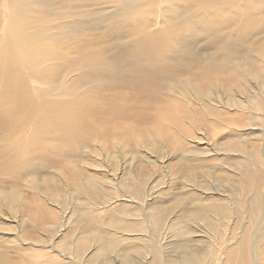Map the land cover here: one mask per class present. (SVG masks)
Wrapping results in <instances>:
<instances>
[{
    "label": "bare ground",
    "instance_id": "bare-ground-1",
    "mask_svg": "<svg viewBox=\"0 0 264 264\" xmlns=\"http://www.w3.org/2000/svg\"><path fill=\"white\" fill-rule=\"evenodd\" d=\"M122 1L137 10L136 20L146 22L156 19V24L160 20L154 40L142 34L128 47V64L136 69L132 77L139 76L135 81L143 82L142 86L145 87L139 88V93L131 97H123L110 87L101 90L96 86L99 84L81 94L83 86L69 72L62 88L56 89L54 86L55 76L60 71H66L56 63L59 49L62 52L67 47L62 39H68L76 30H81L82 11L87 9L81 11L79 7L75 8L74 21L62 35L56 22H64V18L53 19L51 14L64 16L67 11L48 6L49 0H0V177L5 179L6 184L11 183L12 179L18 181L12 184L15 189L9 190L6 185L3 186L5 182L0 181V243H3L0 245V264H20V258H44L30 251L19 253L16 247L26 244L42 247L47 241H54L55 251H52L57 255L46 256L40 264H258L261 254L255 248L264 242V233H256V228L264 223V157L255 143L262 140L261 134L258 133L253 140L257 142H250L253 146L247 149L251 150L245 148L246 142L239 140L235 141L236 144L226 143L229 146L227 152L233 158L222 159L224 161L213 158L208 163L200 162L204 160L199 156L201 154L186 150L185 143L189 136L185 134L191 132L189 129L198 130L197 126L206 133L203 128L205 123L207 129L213 127L211 130L226 127L224 117L232 110L253 113L254 118L242 120L250 126H255L254 123L259 120L255 121L256 117L262 119L261 123L258 121V126L264 125V37L261 40L250 37L264 22V0ZM40 4L46 5L45 13L37 10ZM149 7L152 8L147 11ZM4 21L5 25L1 26ZM232 21L237 22L236 30L231 29L228 36L234 32L237 38L231 40L228 37L226 41L225 37L223 42L216 43L219 36L215 34L229 27ZM59 25L66 28L68 24ZM117 25L126 31L130 27L129 23ZM108 26H113V22ZM197 42L204 43L202 49H198L201 43ZM211 44H215L217 49L215 45L210 47ZM119 45L125 51L123 42ZM76 49L79 47L76 46ZM80 49L83 54L79 56V62L88 74L117 70L116 61L103 58L98 51L100 49ZM20 63L25 65L32 90L27 89L15 73ZM167 65L181 72L170 75V79L163 82V87L152 85L154 89L147 88L150 87L147 80L153 79L154 72L166 71ZM40 86L43 91H40ZM166 102H173V107H168ZM220 109L228 111L222 113ZM199 112L203 113V120L199 119ZM152 118L154 122L151 127L156 123V136L152 131L145 138L136 137V140L128 143V123L143 125ZM155 118L158 119L155 121ZM227 121H231L229 116ZM227 124L229 126V122ZM172 129L178 135V141L177 137H174L175 141L167 139ZM123 135L124 138L121 137ZM93 137L101 140L97 141V151L88 149ZM107 138L116 140V149L115 146L112 151L106 149ZM164 146H169L167 148L171 153H181L175 167L191 169L193 173H208V176L215 172L224 180L222 182H228L230 185L227 186H231L229 194L234 193L238 199V208H235L237 205L232 206L227 195L213 194L217 197H210L211 193L207 197L204 191H213L212 187H207L210 182L202 179L195 181L193 178L196 174L191 178L187 173L190 178L183 177V180L186 187L192 189L188 191L193 193L199 183L200 187H205L204 191L198 192L199 196L189 197V192L187 197L175 195L172 204L160 202L159 208L154 209L153 205L146 210L139 202L146 187L141 178H148L149 171L155 170L157 163L162 161V158L156 157L155 151L153 157L150 150L159 151L165 156L168 151H164ZM82 147L95 160L82 159L81 155L69 157ZM124 149L133 150L132 155L138 157L141 165L149 167L148 173L146 170L143 175L135 174V182L122 185L126 187V192L122 194L118 188L120 184L113 183L117 178L116 171L107 169V163L110 159L116 163L121 154H127ZM60 161L67 163L64 164L68 173L66 176L65 173L62 175V167L53 174L42 175L46 166H56ZM214 165L220 167L215 169ZM104 167L107 171L101 174ZM160 171L166 173L164 169ZM130 174L133 176V173ZM23 176L27 178V186H23L25 191L18 184ZM238 183L241 186L239 190L235 185ZM68 188L78 197L74 198L70 192H66ZM19 189L23 193L28 190L32 196L38 197L36 203L40 208L26 201V195ZM119 192L121 197L127 196V201L130 198L134 203L129 201L127 208L114 207L112 204ZM68 197L79 204L70 206ZM68 211V215L71 214L70 229L63 232L67 219L64 215ZM174 212L180 214L176 216ZM234 214L238 217L234 218ZM167 217L172 219L168 220ZM227 228L229 231L233 229V232L240 230L239 237L234 234L231 243L229 237L225 236ZM24 231L33 232V240L24 238ZM163 235L174 239L170 244L172 249L182 250L184 257L172 258L160 249L157 240ZM207 242L211 243L216 254L211 251L204 253L197 245ZM5 243L9 245L7 248ZM233 244H236L234 248ZM167 249L171 250L170 247ZM235 251L239 252L238 258H234ZM137 259L141 260L140 263Z\"/></svg>",
    "mask_w": 264,
    "mask_h": 264
},
{
    "label": "rangeland",
    "instance_id": "rangeland-1",
    "mask_svg": "<svg viewBox=\"0 0 264 264\" xmlns=\"http://www.w3.org/2000/svg\"><path fill=\"white\" fill-rule=\"evenodd\" d=\"M91 1L92 0H85V1L84 0H49L48 6L55 7V9L58 7L60 9V11H64V12L67 11L66 12L67 14L64 15V16H59L57 13H52L51 14V17L53 19H57V18H61V17L64 18V22H56V25L60 29L59 31L61 32L62 35L72 25V23L74 21V10H75V8L79 7L81 9V11L87 9V11H85V12L82 11V14H84V17H83L82 21L80 22L81 30H76V33L71 34L73 36L68 38L70 40L62 39L63 41H65L67 47H65L63 49L64 51H62V52H61V49H59V51H58L59 54L57 56L56 63H57V66L59 68H62L64 70H66V71H64V72L60 71L55 76V78L53 80L54 86H55L56 89L62 88L63 82H64V80H65V78H66V76H67V74L69 72L71 75H74L76 78H78L80 83H81V85L83 86V88L81 89V94L85 90H87L88 88L92 87L93 85L99 84V85H96V86L99 89H101V90H104L106 88L107 89L114 88L118 92H120L123 97L124 96L125 97H131L132 95H134V93H136V92L139 93V91H140L139 88L143 89L145 87L142 86V85H144L143 82L140 84V82H136L135 81L137 78H139V76H138L139 73H137V72L135 73V74H137L138 77H132L133 76L132 73L136 69L132 68L128 64V59H127V56H126V53H128V47L130 46V44L132 42H134L135 40H138L141 37L142 34H145L148 37L149 40H154L155 39V35H156V31H157V29H158V27L160 25L159 24L160 20L158 21V24H156V22H157L156 19L154 21H146V22H141L139 20H136L135 19V15H136L137 10H133V7L128 6V4H126L122 0H96L98 2H94V1L91 2ZM248 2L252 5L251 1H248ZM57 3H59V4H57ZM92 3H93V5H92ZM164 3H166V2L164 1ZM181 4L184 5V6H187V4H184V3H181ZM58 5H60L61 7L58 6ZM64 6H65V8H64ZM106 6H107V8H106ZM166 6L168 7L167 4H166ZM87 7H89V8L92 7V8L90 10ZM175 7H176V5H175ZM67 8H68V10H67ZM115 8H117V10H115ZM151 8L152 7L146 8V10L150 11ZM61 9H64V10H61ZM37 10L40 13H45L46 12V5L45 4H40L37 7ZM93 10H96V12H94ZM112 14H113V17H111ZM240 17H242L241 14H240ZM239 20H242V18L239 19ZM94 22H96L98 24L97 25L96 24H94V25L90 24V23H94ZM110 22H113V26H108V23H110ZM60 23H67L68 25H67L66 28H62L59 25ZM117 23L120 24L121 26L123 24H125V23H129V25H130L129 30L126 31L123 28H120V26L117 25ZM236 24H237V22L232 21V22H230L228 24L229 27L226 26L224 29H221V32L216 33L215 35L219 36V40L216 43L223 42V39L225 37H226V41L228 40V37L231 40L232 39L235 40L237 38V36L235 38V33L231 32L229 34V36H228V33H229V31L231 29H235L236 30ZM4 25H5V21L2 22L1 26H4ZM263 26H264V22H261V27L259 29H257L256 32H253V33L250 34V37L253 36L251 39L261 40L264 37V32H263L264 29H262ZM122 42L124 44L125 51L119 45L120 43L122 44ZM199 43H201V42H197V44H199ZM214 45L215 44H211L210 47L213 48ZM239 45H240V47H242L241 44H239ZM76 46H78L79 49H76ZM203 46H204V43L199 44L198 45V49L199 50L202 49ZM80 47L84 48V49H90L91 47H93L94 49H100L98 51L100 52V54L103 55L102 56L103 58L107 57V58L114 59V62L116 61L115 62V67L117 68V70L114 71V72H102V73L101 72H94V74H88L86 71H84L81 68V61L79 62V56L81 54H83V52L81 51ZM214 48L217 49V46L215 45ZM208 51H210V50H208ZM181 58L183 59L184 57H181ZM177 59H179V56H177ZM62 61H67L69 64L63 63ZM173 68L174 67H171V66L167 65L166 71H162L163 74H162L161 71L156 72V73L154 72L153 79L151 78V80H147V82H149V84H147V85L150 86V87H147V88L152 89L154 86L158 87V85L159 86L162 85V87H163L164 86L163 82L169 80L170 79V75H174L175 73H179L178 72V71H180L179 69L177 70V68H174V69ZM169 71H171V72H169ZM175 71H177V72H175ZM15 73H17L20 76V79L25 84V87L27 89L32 90L31 82H30V79L28 78V74H27L25 65L23 63H20L18 65L17 69L15 70ZM99 73H101V74H99ZM155 74H156L157 77L155 76ZM158 74H159V76H158ZM162 77H165V78H162ZM70 81H71V79H70ZM153 82L155 83V85H154ZM100 84H102V85H100ZM152 85H153V87H152ZM145 86H146V83H145ZM170 88H171V86H169V89ZM40 91H43L42 86H40ZM166 105L168 107H173V102H170V103L166 102ZM220 110L223 111L222 113H224V112L226 113L228 111V110L225 111V109L224 110L220 109ZM232 111H234L233 112L234 115L232 114ZM232 111L231 112L228 111L229 113H226L227 116L224 114V116H226V117H224V119L226 121V122L224 121L226 123V127H221V128H218V129L215 128V129L211 130L213 127L210 126V129H207L208 126H207V123H205L206 125L203 126V128L206 130V133H205V132L201 131L202 130V129L200 130L201 127L197 126V124H196L194 126H195V128H196V126L199 127L198 130H196L197 128L193 129V131H192V129H189V130H191V132L188 131V133L185 134V135L189 136L188 137L189 140H187V142L185 143L186 148H187L186 150L187 151L190 150L191 152H197V153L201 154V155H199V154L198 155L201 158H204V160H205V161L201 160L200 161L201 163L211 162L213 158L220 159V160H222V159H224V160L225 159L226 160L227 159H232L233 155L232 154L230 155L229 151L227 152V148L229 146H226V145H228L226 143H230L229 145H231L233 143L236 144L235 141L239 140V141H241L243 143L246 142V144H245V148L246 149L248 147L251 148L253 146V144L255 142H257V141H253V140L258 137L257 136L258 133L261 134L259 136H260V138L262 140L259 141L258 143H255V145L257 146V148L260 150L262 156L264 157V144H263L264 125L263 126H258L259 122L261 123L262 119L259 118V117H256L255 121H257L259 119L258 120L259 122L257 121L256 123H254L255 126H253V124H252V126H253L252 127L246 121H245L246 123L244 121L242 122V120L247 119L249 117H253L254 118L255 115L253 113L252 114L251 113H242V112H238L237 110H232ZM228 114H230V115H228ZM197 115H198V117L199 116L201 117V118L199 117V119H202V120L204 119L203 118V113L199 112V113H197ZM228 116H229V119H231L232 123H231V121H227ZM157 119L158 118H155V121ZM147 121L148 122H146V124L143 123V125L142 124L141 125L140 124L137 125V123L136 124L135 123H132V124L128 123V138H129L128 139V143H132L134 140H136V137H137V139L138 138H142V137L145 138L146 136H148L149 133H152V131H153L152 134L153 135L155 134V136H156V133H155V128H156L155 125H156V123L154 124V127H151V126H153V124H151V123L154 122L153 118H152V120H147ZM178 122H180V121H178ZM204 122H203V124H204ZM228 122H229V126H231V127L228 126V124H227ZM148 123H149V127L147 126ZM251 127H252V129H251ZM194 130H195V132H194ZM208 130H210V131H208ZM251 130L252 131L254 130L253 133H252ZM196 132H198V133H196ZM183 133H181V134H183ZM158 136H159V134L157 135V138H158ZM121 137L124 138L125 136L123 135ZM174 137H177V141H178L179 137H178L177 134H174V129H172L170 131V134L168 133L167 139L168 140L170 139L171 141H175L176 139ZM196 137L199 138V139H197ZM190 138L192 140H190ZM236 138H238V139H236ZM114 140H111L110 138L106 139V141L110 142V143L108 142L107 148L105 147L109 151H112L114 149V146H115V149H116V146H117L116 144H118V143H116V142L114 143ZM97 141L101 142L100 139L93 137V139L91 140L90 144L88 145L89 146L88 149L89 150H94L96 147H98L99 143H97ZM250 142H252L253 144H251ZM113 143H114V145H113ZM109 146H111V147H109ZM120 146L118 148H122ZM165 147L166 146H164V148ZM167 147H169V146H167ZM166 148L164 149V151L167 150L168 152H167V155H165V156H163L162 154H159L158 153L159 151H156V150H153V149L150 150V152H151L150 154L153 157H154L153 152L155 151L154 153L157 154L156 157L157 158H162L161 159L162 161H159V163H157L158 166H156V169L153 170L155 172L149 171V173H148V167L149 166L148 165L147 166L146 165H141V162L139 161L138 157L134 156V154L132 155V153H133L132 151L133 150L131 151L130 149H128V150L124 149V151L128 155L127 154H125V155L121 154L120 159H117L116 163L112 159L108 160L107 169H109L110 171H111V169H112V171H116L114 173L116 174L117 178L114 179L113 183H117V185H118V183L120 184V185H118V188H120V191L122 192V194H123V192H126V189H125L126 187L123 188L122 185L125 186L126 184H128L131 181L135 182V180H133V179H135V177H137L135 174L140 173V174L143 175V174H145L144 172H146V170H147L146 173L150 174V175H148L149 177L148 178H144V179L141 178L143 183L146 185L142 201H143V199H145L144 196H146V199L143 202L142 201H139V202L141 203V205L143 207H146V210H148L150 207H153V205L155 206L154 209H157V207L159 208V206H160L159 205L160 202H165V205L172 204L173 201H174L173 196H175V195H179V196H182V197L184 196L185 197L187 195V193L189 192L188 194L191 195L189 197L195 198V197L199 196L200 193L198 194V192L199 191H201V192L204 191L203 189H205V187L204 186H202L203 188L200 187L199 184H201V183H199L198 186H195V188L193 187L195 191L192 193V192H190V191H192V189L190 190L189 188H187L186 184L184 183V180H183V177L189 179L190 177L191 178L194 177L195 174H196V176L193 178L195 181H197V180L199 181V179L200 180L202 179L201 181L204 180V181L210 182V183H208L209 186L207 185V187L208 188L212 187L213 191H209V192L204 191V192L207 193V195L211 194V193H212V195H210V197L211 196L212 197H217V196H213V194L221 195L222 197L227 195L228 199H230L229 202L232 203V206L234 207V206L237 205L235 208H238V205H239V204H237L238 199L234 196V193L233 194L232 193L229 194V190H231V186H229L230 184L228 182L227 183L222 182L224 180L219 178L215 174V172L214 173L212 172L210 174V176H208L209 175L208 173H205V175H206L205 176L204 172L200 173L199 171H197L198 172L197 173L195 171L193 173L191 169H187V168L182 169V168H178L177 166L175 167V165H177L175 163H177V161L179 160L181 153L180 152L171 153L170 149L169 148L166 149ZM122 150H123V148H122ZM234 150H238L237 153L241 154L239 149H235V147H234ZM249 150H251V149H249ZM95 151H97V150L95 149ZM241 151H243V150L241 149ZM203 154H205V155H203ZM80 155H81L80 158H82V159L92 158V157H90L89 154H87V149H83V147L80 149V151L78 153L69 155V157H73V156L79 157ZM92 159L95 160L94 158H92ZM224 160H222V161H224ZM59 164H61V165H59ZM59 164H57L56 166H55V164L46 166V168L44 169L42 175H45L47 173L53 174V172L56 169L59 170L62 167L61 169L62 170L64 169L62 171L63 172L62 175L65 173L64 176H66V174H68L67 173V168H65L67 163L66 162H61ZM64 164H66V165H64ZM141 166L146 167L147 169H145V168H143ZM214 167H215V169H218L220 166L219 165H214ZM231 167H232V165H231ZM253 167H255V166L253 165ZM104 168H102L101 174H104V172L107 171V169L106 168L104 169ZM248 168H250V165H248ZM160 169L161 170L162 169L166 170V173H165V171H163L164 173H161L162 171H160ZM179 169H181V170H179ZM186 169H187V171H186ZM167 172H168V174H167ZM130 173H133V176ZM187 173L190 174L189 175L190 177L187 175ZM160 174H162L163 177H162V175L160 176ZM165 174H166L167 177L165 176ZM185 175H186V177H185ZM158 176L161 179H159ZM169 176H170V178H169ZM207 176H208V178H207ZM181 178H182L183 181L181 180ZM26 180H27V178L25 176H23L19 180V183H18L20 185V187H21L20 189L23 190V191H25L24 187L27 186L26 185ZM0 181L5 182V184L3 186L6 185L8 190L11 189V188L15 189V186L12 187V184L18 182V181H14L12 179L13 183L11 182V183H7L6 184L5 179L1 178V177H0ZM220 181L222 183H220ZM232 182H234V181H232ZM227 184H229V185L227 186ZM195 185H196V183H195ZM235 185L238 187V190L241 189V186L239 185V183L235 184ZM71 190H72V188H71ZM71 190L68 188V190H65V191L66 192L67 191L70 192L72 194V197L76 196V198H77L78 197L77 194H73L71 192ZM167 190H169V191L167 192ZM188 190H190V191H188ZM26 191H27L26 193H23L21 191L24 195H26L25 199H28L26 201H30V203L32 205L39 206L38 203H36V200H37L38 197L32 196L30 193H28V190H26ZM240 194L242 196V192H240ZM248 195H249V193H248ZM121 196L122 195L119 192V194L114 198V199H116V200H114L115 202L112 204L113 206L115 205L114 207H116V208H119L121 206H123V207L127 206L128 207L130 205V202L131 203L133 202V201H131L130 198H129L130 202L127 201L128 200L127 196L126 197L125 196L121 197ZM221 196H219V197H221ZM30 197H32V198H30ZM72 197L71 198H69V197L67 198L68 202L71 203L70 206L73 205V204L74 205L75 204L78 205L79 204L78 201H75ZM207 197H209V195ZM128 202H129V204H128ZM121 203H122V205H120ZM117 204H119V205H117ZM35 208H36V210L38 209L37 207H35ZM39 208H40V206H39ZM69 213H70L69 211L65 212V215H64L65 217H67V219H65L66 222H64V226H66V227H65V229H62L63 232H66L68 228L70 229V224H71L70 215L71 214L68 215ZM179 214L180 213H178L176 215V212H174V215H176V216H178ZM35 215L37 216L38 213L35 212ZM233 216H234V218L236 217L235 214ZM149 217L151 218V216H149ZM171 217H167L168 220H170ZM150 221H151V219H150ZM40 225H43V224H40ZM14 229L16 231L18 230V228H16V227H14ZM23 229H25V228H23ZM165 230H166V227L163 228V234H164ZM235 230L236 231L233 232V229H230V231H229V228H227V231H226L227 233L225 232L226 238L229 237V239H230V240L228 239L229 243L233 242V239H231V238L234 237V234H238L237 238L240 235L239 234L240 230L239 229L238 230L235 229ZM33 231L35 232V230H33ZM32 233L33 232H31V231L30 232L24 231V235H25L24 238H28L30 240H33V234ZM256 233H258V235H262L264 233V223L256 228ZM167 237L168 236L163 235L160 238V240L158 238V240H157L158 244L157 245L160 247V249L164 253L166 252V254H169L170 257H172V258H182V257H184V252L182 250H180L178 248L172 249V245H170V244L174 241V239H171V238L169 239ZM28 239H25L26 243H29ZM2 241H4V240H2ZM1 243H0V245H1ZM6 244L7 243H5V245H4V246H6L5 248H7V246H9L8 244L7 245ZM204 244L198 243L197 245L199 246V248L202 249V251L204 253H210V251H211V253L216 254V251H215L214 247L211 245L210 242H207V243H204ZM235 246H236V244H233L232 248H234ZM168 247H170L171 250L167 249ZM38 248H40V249H38ZM54 248H55L54 241H47L45 243V245L42 246V247H34V246L30 245V244H26V245L17 246L16 250H18L19 253H22V252H25V251H30L31 253H36L37 255H39L41 257H44V258H41V259H38V258H28V259L27 258H20V264H40V262L45 260L46 256L57 255L55 252L52 251V250H54ZM8 249H7V251H8ZM255 250L260 251V254H261V257H260V260H259L258 264H264V242L261 244V246H259V245L256 246ZM49 251L53 252V253H50ZM236 252L237 251L234 252V258H238L239 257L238 256L239 252H237V253ZM218 253L221 254L220 251ZM20 255H22V254H20ZM19 257H17V258L19 259ZM248 257L250 258V256H248ZM141 260L137 259V262L140 263ZM226 261H227V259H226ZM25 262H27V263H25Z\"/></svg>",
    "mask_w": 264,
    "mask_h": 264
}]
</instances>
